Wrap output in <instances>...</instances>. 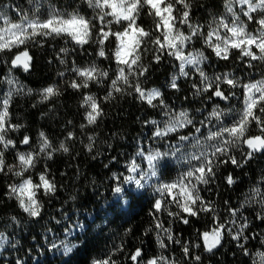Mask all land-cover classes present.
<instances>
[{"label": "snow or ice", "instance_id": "1", "mask_svg": "<svg viewBox=\"0 0 264 264\" xmlns=\"http://www.w3.org/2000/svg\"><path fill=\"white\" fill-rule=\"evenodd\" d=\"M84 3L92 9L91 17L75 10L62 13L52 8L47 17L41 19L38 9L43 5L37 4L36 12L31 15L20 12V21L14 22L0 11V62L8 65L7 74L2 77V82L8 85V89L0 97V175L21 178L19 183L8 184L7 198L14 199L17 207L29 218H41L44 208L41 196L54 197L58 186L50 176L46 164L37 173L35 180L33 176L25 174L34 170L41 159L51 160L57 152L69 153L67 142L77 138L73 131H68L66 137L58 145H54L46 133L41 131L35 148L32 147L31 137L25 135L19 143L29 146L30 150L20 151L17 142L10 136V133L18 132L23 127L11 120L10 107L14 97L31 96L34 91L26 88L12 74L13 70L19 68L27 73L32 69L33 55L30 54L29 45L43 48L49 40L63 39L65 45L71 43L73 47H60L56 53L55 59L65 66L64 71H58L57 75L65 78L70 74L72 78L64 79V83L68 88L81 93L80 107L85 110V123L80 125L81 130L96 125L104 116L101 99L82 90L89 89L92 85L103 86L105 80L110 83L103 101L115 100L117 94L134 95L149 108L159 109L160 119L146 120L144 123L153 126L151 139L160 144V147L146 149L138 141L137 150L123 166L124 171L112 173L111 192L115 199L108 207L121 204L126 206L127 198L134 199L138 194L151 189L153 202L150 215L154 229H147L145 235L155 231L156 243L162 251L145 260L142 248L137 247L126 255V259L131 264H179L173 256L165 254L170 245L176 244L180 245L186 260H194L196 264H200L201 256L193 255L192 249L202 246L204 252L214 253L223 246L227 235L237 242V247L245 256L252 259V264H264V251L253 254L247 247L250 239H260L264 246V233H248L250 221L242 212V209L255 205L259 209L255 219L264 223L262 187L254 186L250 190L251 194L238 207L228 206L229 219L224 222L220 221L214 202L201 195L204 189L211 191L210 186L216 182L218 170L222 166L231 164L234 168H243L257 154L264 155V78L242 82L231 71L213 76L205 71V66L210 62L207 50L217 60L223 61L231 60L234 52L239 53L235 59L249 69L255 67L254 62L264 63V0H224L226 15L214 18L207 28L193 21V0H84ZM145 12L153 19V27L150 29L138 23ZM253 24L256 26L255 30L250 31L249 26ZM113 40L115 48L109 57L105 49ZM197 43H201L202 47H195ZM92 44L97 45L98 57L114 60V78L110 77L108 70L100 68L94 61L81 66L73 59L71 66H68V58L76 48L83 51L86 45ZM14 50L17 51L9 59H2L3 54L13 53ZM147 52L152 53V62L156 64L165 57L179 62L178 75L173 74L168 86L179 91L178 79H193V96L204 97L208 102H213L207 116L196 120L188 109L176 111L166 103L160 89L144 86L150 71V65L143 62ZM49 63L52 61L49 60ZM197 76L198 82L194 79ZM236 89H242L243 108L236 119L225 124V117L233 110L226 112L215 102H229L237 95ZM62 94L58 83L49 84L39 90L40 99L37 103H44ZM35 106L34 104L33 107ZM195 111L202 114L203 109ZM68 123L71 124L72 121ZM253 125L257 133L254 135L250 134ZM185 129L189 130L186 134ZM87 138L89 143L85 148L92 153L96 137L89 135ZM235 150H240L239 158L234 154ZM10 152H14V163L7 161L6 155ZM116 160L115 156L112 157V161ZM172 162L179 164L184 170L180 171L176 179L164 181L161 178L169 171ZM224 180L229 187L237 183L232 173L224 177ZM72 199L75 200V197ZM224 203L228 205V201ZM173 206L175 211L172 210ZM164 213L184 225H189L192 218L198 219L202 213L208 214L213 226L199 232L198 239L201 243L193 245L175 235L170 224L165 227L160 218ZM64 219V238L53 237L47 250L68 256L78 247L73 241L77 233L84 230L85 224L78 218L72 220L66 214ZM11 221L15 225L20 223L16 216H12ZM60 222L56 220L57 224ZM131 231L130 228L126 229V233ZM45 239L47 242V237ZM9 243L12 248L16 247L10 241L9 234L0 231V248ZM122 252L123 242L103 258L93 259L91 264H120L116 253ZM14 264L27 262L17 257ZM36 264H41L38 258Z\"/></svg>", "mask_w": 264, "mask_h": 264}, {"label": "trees", "instance_id": "2", "mask_svg": "<svg viewBox=\"0 0 264 264\" xmlns=\"http://www.w3.org/2000/svg\"><path fill=\"white\" fill-rule=\"evenodd\" d=\"M47 1L50 3L48 7H45V0H0V6L7 8V15L14 22L20 21V12L29 15L36 12L37 4L43 5L38 9L41 19L46 18L52 8L62 13H71L75 10L88 17L93 15L92 9L87 7L84 0ZM221 15H226L224 0H193V21L204 25L205 28L210 21ZM138 23L148 29L153 27V19L146 12ZM255 27L254 24L250 25L249 30L254 31ZM65 46L73 47L71 43L65 45L63 39L49 40L43 48L29 45L30 54L33 55L32 69L27 73L19 68L13 70V74L24 83L26 88L34 90L31 96L14 97L10 107L12 123L23 125L18 132L10 133L11 138L17 142L18 149L20 151L30 150L29 146L19 143L25 135L31 137L32 147L35 148L41 131L46 133L54 145H58L66 137L68 131H73L77 138L67 142L70 148L69 153L57 152L51 160L41 159L34 170L25 174V176H33L35 180L37 173L42 171L46 164L50 176L55 179L58 186L54 197L41 196L44 208L39 219L29 218L17 207L14 199L7 198L8 184L19 183L21 178L0 175V231L9 234L10 241L16 244L15 248H12L10 243L0 248V264H14L17 257L24 259L27 264H36V258L41 261V264H91L93 259L103 258L122 242L124 252L116 253L120 264H131V261L126 259V255L135 251L137 247L142 248L144 259L147 260L162 251L156 243L155 231L145 235L147 229H154L153 218L150 215L153 202L151 189L138 194L134 199L127 198L126 206L121 204L108 207V204L115 199L111 192L112 173L124 171L123 166L126 160L134 155L138 141L142 142L146 149L160 147V144L151 139L153 126L144 123L146 120L160 119L159 109L149 108L146 103L138 101L134 95L120 96L117 94L115 100L103 101L102 98L106 95L110 83L109 80H105L103 86L92 85L89 89L82 90L95 94L101 99L104 116L96 125L81 130L80 125L85 123L83 119L85 110L80 107L81 93L68 88L64 83V79L72 78L70 74L65 78L57 75L58 71H64L65 66L59 64L55 56L59 48ZM195 47H202V44L197 43ZM114 48V40L106 45L105 50L109 57ZM96 50L97 45L95 44L86 45L83 51L76 48V51L68 58V66H71L73 59L81 66L94 61L100 68L108 70L110 77L114 78L116 68L114 60L98 57ZM15 51L17 50L3 54L2 59H9ZM206 54L210 55L206 70L211 76L231 71L242 82L257 80L264 76V63L254 62L255 67L249 69L241 61L235 59L239 53L234 52L233 58L229 61L217 60L214 55L210 54V50H207ZM49 60L52 63H49ZM143 62L150 65V71L144 83L146 88L160 89L166 103L176 111L188 109L196 120L204 118L208 109L213 106V102H208L204 97L193 96V79L183 77L178 79L179 91L168 86L176 61L165 57L159 64H156L152 62V53L147 52ZM7 70L8 65L0 62V97L4 94L2 77ZM194 79L197 82L199 80L198 76ZM53 83L60 85L63 94L44 103H37L40 99L39 90ZM235 91L237 95L229 102H215L224 109L234 106L235 114L227 119V123L238 117V113L243 108L242 89ZM34 104L35 107H33ZM196 109H203L202 114L197 113ZM68 121L72 123L69 124ZM187 131L189 130H184L185 134ZM250 134H257L254 125ZM89 135L96 137L92 153L85 148V145L89 143L87 138ZM234 154L239 158L241 152L235 150ZM114 156L117 158L116 161H112ZM6 158L8 163H14V152L7 154ZM105 165L108 167L106 168ZM173 170L175 166L170 168L161 179L174 180L177 174ZM229 173H232L237 181L231 187L224 180ZM262 176H264V155L257 154L243 168H234L231 164L222 166L218 170L216 182L210 186L211 191L204 189L201 195L206 200L214 202L220 221L224 222L229 219L228 206L238 207L244 198L251 194L250 190L254 186H261L264 190ZM72 197H75V200ZM225 201H228V205H225ZM172 210H176L174 206ZM258 210L255 205L242 209L244 216H247L250 221L248 233H264V223L255 219ZM65 214L72 220L78 218L85 224L84 230L77 233L73 241L78 244V247L68 256L47 250L53 237L64 238ZM12 216L18 218L20 221L18 225L12 224ZM160 218L165 227L171 225L173 233L178 235L182 241L193 245L201 243L198 239L199 232L213 226L211 216L203 213L198 219L192 218L189 225L172 220L166 213L161 214ZM56 220L61 222L57 224ZM129 228L132 231L126 233V229ZM247 247L253 254L257 251H264L260 239H250ZM29 250H31L30 253ZM41 251L43 254H40ZM192 251L193 255L201 256L200 264H252V259L245 256L237 247V242L227 235H225L223 246L214 253L204 252L202 246L199 249L193 248ZM165 254L173 256L179 264H196L194 260L188 261L183 257L180 245H170V249Z\"/></svg>", "mask_w": 264, "mask_h": 264}, {"label": "rangeland", "instance_id": "3", "mask_svg": "<svg viewBox=\"0 0 264 264\" xmlns=\"http://www.w3.org/2000/svg\"><path fill=\"white\" fill-rule=\"evenodd\" d=\"M44 2V1H43ZM45 7L47 6L48 7V5L50 4L47 0H45ZM47 9V8H46ZM0 11H3L6 15H7V8L5 7V6H0ZM8 16V15H7ZM9 17V16H8ZM178 63L179 62H177L176 61V63H175V65L173 66V72L171 73V75H170V79H171V77L173 76V74H177L178 75V72H179V69H178ZM207 66V65H206ZM206 66H205V71L208 73V71L206 70ZM8 71V70H7ZM6 74H7V72H6ZM5 74V75H6ZM13 74V73H12ZM14 75V74H13ZM208 75H209V73H208ZM15 76V75H14ZM209 76H211V75H209ZM16 77V76H15ZM17 78V77H16ZM261 78H264V76H262V77H260L259 79H261ZM18 79V78H17ZM259 79H257V80H259ZM19 80V79H18ZM20 81V80H19ZM249 80H247L246 82H248ZM21 82V81H20ZM22 83V82H21ZM22 84H24V83H22ZM2 89H3V92L5 93L6 91H7V89H8V85L6 84V83H4V82H2ZM222 108V107H221ZM211 109H212V106H211V108H209L208 109V112H207V114L205 115V116H207L208 115V113L211 111ZM222 109H224V108H222ZM229 109H232L233 111H231V112H229L228 113V115L225 117V119H224V123L225 124H229V123H231L232 121H229L228 123L226 122L227 121V119H230L231 118V116L232 115H234L235 114V108H234V106H232V107H229V108H226V109H224L226 112H228V110ZM239 114V113H238ZM237 117H235V118H233V119H236ZM175 166V170H173V171H176V174H177V176L179 175V173H180V171H182V170H184L179 164H176L175 162H172L171 164H170V168H173ZM176 179V178H175Z\"/></svg>", "mask_w": 264, "mask_h": 264}]
</instances>
